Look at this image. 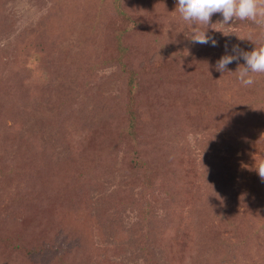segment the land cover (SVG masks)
<instances>
[{
    "label": "rangeland",
    "instance_id": "rangeland-1",
    "mask_svg": "<svg viewBox=\"0 0 264 264\" xmlns=\"http://www.w3.org/2000/svg\"><path fill=\"white\" fill-rule=\"evenodd\" d=\"M222 20L0 0V264H264V73L215 67L264 27Z\"/></svg>",
    "mask_w": 264,
    "mask_h": 264
},
{
    "label": "clouds",
    "instance_id": "clouds-1",
    "mask_svg": "<svg viewBox=\"0 0 264 264\" xmlns=\"http://www.w3.org/2000/svg\"><path fill=\"white\" fill-rule=\"evenodd\" d=\"M177 7L183 21L192 24L194 27L199 26L191 35L193 43L217 45V41L207 35L211 17L216 13L222 14L223 20L219 23L223 25L247 20L264 27V0H177ZM212 28L222 32L225 36L233 33L223 31L220 28ZM247 39L254 41L251 33ZM241 56L245 65L236 70L237 79L241 86L251 87L256 83L253 74L264 73V43L250 52L241 51L239 55H224L217 61L215 67L221 73L229 72L227 65L238 60ZM256 170L258 175L264 179V163H261Z\"/></svg>",
    "mask_w": 264,
    "mask_h": 264
}]
</instances>
